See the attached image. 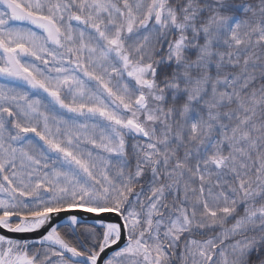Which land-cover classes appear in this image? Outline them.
I'll use <instances>...</instances> for the list:
<instances>
[{
	"label": "snow or ice",
	"instance_id": "6c2138e0",
	"mask_svg": "<svg viewBox=\"0 0 264 264\" xmlns=\"http://www.w3.org/2000/svg\"><path fill=\"white\" fill-rule=\"evenodd\" d=\"M0 264H264V0H0Z\"/></svg>",
	"mask_w": 264,
	"mask_h": 264
}]
</instances>
